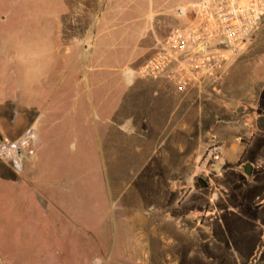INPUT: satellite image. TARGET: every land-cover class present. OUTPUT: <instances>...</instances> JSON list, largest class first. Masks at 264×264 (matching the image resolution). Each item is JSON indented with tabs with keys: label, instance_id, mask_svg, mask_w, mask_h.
Listing matches in <instances>:
<instances>
[{
	"label": "rangeland",
	"instance_id": "obj_1",
	"mask_svg": "<svg viewBox=\"0 0 264 264\" xmlns=\"http://www.w3.org/2000/svg\"><path fill=\"white\" fill-rule=\"evenodd\" d=\"M198 2L0 0V86L15 75L28 98L24 107L0 102V145L34 134L30 158L0 150V264H166L104 260L106 211L118 205L126 165L110 161L119 139L98 142L93 124L140 132L144 119L159 123L156 109H186L183 96L202 106L201 116L185 119L196 129L190 150L201 142L190 189L202 193L206 212H223L201 220L208 230L196 237L206 245L191 243L193 258L183 263L264 264V17L241 49L222 54L220 69L176 70L189 79L184 90L141 72L172 29L191 24ZM160 84L166 105L153 99ZM212 146L219 162L207 158ZM242 163L252 165L249 178L238 171ZM151 184L143 187L147 200Z\"/></svg>",
	"mask_w": 264,
	"mask_h": 264
},
{
	"label": "crops",
	"instance_id": "obj_2",
	"mask_svg": "<svg viewBox=\"0 0 264 264\" xmlns=\"http://www.w3.org/2000/svg\"><path fill=\"white\" fill-rule=\"evenodd\" d=\"M14 76L0 86V102L11 103L12 106L23 103L24 107L28 99L22 95L25 92L24 83ZM89 85L87 81V87ZM164 86H157V94L153 99H159L166 105L170 98H162L161 89ZM4 91L7 93L3 95ZM178 102H189V106L184 110L178 109V106L172 110L156 109L154 114L156 119H160L159 123L152 125L144 119V130L140 132L133 133L126 127H120L114 134L106 128L103 119H100L97 130L93 124V136L95 139L96 135L98 142L109 139L111 134L119 139L117 158L111 152L110 161L115 164V159H118L120 169L124 161L126 165L124 175L120 173L117 181L119 188L122 187L120 192L124 190L118 196V205L108 207L106 211L110 237L105 261L129 258L141 263L161 261L166 264H184V257L188 260L193 258L191 243L206 245V238L196 237L199 232L208 230L201 220L209 214L217 218L223 213L219 209L206 212L199 204L202 193L190 189L195 171L190 167L192 163L195 165L194 154L201 142L199 140L190 150V140L196 136V129H191V124L185 119L192 115L201 116L202 106L199 104L200 99L191 100L184 96ZM87 103H91L90 96ZM20 120V116H14V123ZM199 125L195 123V127ZM147 183H152L156 189L150 200H147L148 194L143 188ZM39 208L48 213L47 207L40 205ZM91 237L92 242L94 232ZM124 238L126 242L122 241ZM165 245L167 250L164 249ZM172 249L178 250V254H173Z\"/></svg>",
	"mask_w": 264,
	"mask_h": 264
},
{
	"label": "built area",
	"instance_id": "obj_3",
	"mask_svg": "<svg viewBox=\"0 0 264 264\" xmlns=\"http://www.w3.org/2000/svg\"><path fill=\"white\" fill-rule=\"evenodd\" d=\"M263 17L264 0H199L191 24L172 29L162 49L143 65L141 72L153 79L169 78L179 90H184L189 79L176 70L186 67L203 75L220 69L222 54L241 49ZM33 139V131L28 129L15 142L0 145V150L30 158L34 155ZM207 156L208 160L219 162V146H212Z\"/></svg>",
	"mask_w": 264,
	"mask_h": 264
},
{
	"label": "water",
	"instance_id": "obj_4",
	"mask_svg": "<svg viewBox=\"0 0 264 264\" xmlns=\"http://www.w3.org/2000/svg\"><path fill=\"white\" fill-rule=\"evenodd\" d=\"M201 50H202V48L200 49V51H201ZM2 140H3V139H2V137L0 136V141H2ZM252 170H253L252 165L249 164V163H242V164L240 165V167L238 168V171H239L243 176H245L246 178H249V177L251 176ZM198 183H199L200 187H202V188L207 187V183H206L204 180H202V179H199V180H198Z\"/></svg>",
	"mask_w": 264,
	"mask_h": 264
}]
</instances>
